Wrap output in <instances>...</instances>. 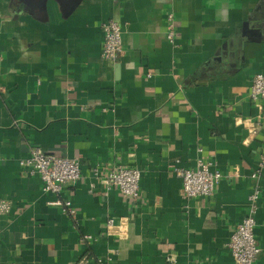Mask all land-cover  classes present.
<instances>
[{
  "label": "crops",
  "instance_id": "1",
  "mask_svg": "<svg viewBox=\"0 0 264 264\" xmlns=\"http://www.w3.org/2000/svg\"><path fill=\"white\" fill-rule=\"evenodd\" d=\"M108 20L123 29L114 60L102 56ZM257 73L264 0H0V200L11 206L0 264H234L228 242L255 190L264 264ZM34 145L78 160L81 177L44 191L20 164ZM199 159L223 178L213 195L187 198L174 166ZM118 166L141 170L137 200L106 191Z\"/></svg>",
  "mask_w": 264,
  "mask_h": 264
},
{
  "label": "built area",
  "instance_id": "2",
  "mask_svg": "<svg viewBox=\"0 0 264 264\" xmlns=\"http://www.w3.org/2000/svg\"><path fill=\"white\" fill-rule=\"evenodd\" d=\"M167 20L169 23L166 37L169 41H174L177 27L173 12L167 13ZM102 29L104 32L102 56L107 60H114L123 50L122 25L116 20H108L102 24ZM250 96L254 101H264V73H257L254 76ZM20 164L41 178L44 191L58 195L62 193L67 183L81 177V165L78 160L48 153L38 145L32 146L30 155L22 159ZM261 165L264 166V152L261 157ZM174 172L181 178L183 192L187 198L213 195L223 178V173L220 170L213 168L211 162L203 159H199L194 168L175 165ZM141 175V170L136 167L118 166L112 168L103 176L106 191L118 189L133 200H137L141 195ZM258 196L259 191L255 190L252 195V208L235 226L230 236L228 248L233 256L234 264H254L259 252L255 236V202ZM62 204L66 207L69 215H74L76 210L70 199H62ZM10 207L7 201L0 200V212H7ZM114 222V218H109L110 226ZM84 239L91 240L93 236L85 234ZM87 261L88 259L85 258L79 264H85Z\"/></svg>",
  "mask_w": 264,
  "mask_h": 264
}]
</instances>
